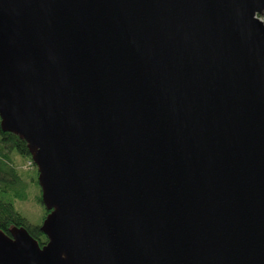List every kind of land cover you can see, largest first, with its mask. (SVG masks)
Returning <instances> with one entry per match:
<instances>
[{"label": "water", "instance_id": "95a60500", "mask_svg": "<svg viewBox=\"0 0 264 264\" xmlns=\"http://www.w3.org/2000/svg\"><path fill=\"white\" fill-rule=\"evenodd\" d=\"M264 0H0V129L49 214L0 264H264Z\"/></svg>", "mask_w": 264, "mask_h": 264}, {"label": "trees", "instance_id": "16d2710c", "mask_svg": "<svg viewBox=\"0 0 264 264\" xmlns=\"http://www.w3.org/2000/svg\"><path fill=\"white\" fill-rule=\"evenodd\" d=\"M259 17L264 22V15ZM11 152H16L21 158L32 162L26 142L18 136L4 133L0 129V231L9 235L10 230L14 227L25 228L39 246L44 247L48 243V238L40 231L41 225H32L15 208L16 200L24 201L26 199V184L12 162ZM34 166L33 164L30 168L32 169ZM35 175V184L40 191L37 200L42 203L37 168ZM48 214L49 212L45 211L44 219Z\"/></svg>", "mask_w": 264, "mask_h": 264}, {"label": "rangeland", "instance_id": "374dc122", "mask_svg": "<svg viewBox=\"0 0 264 264\" xmlns=\"http://www.w3.org/2000/svg\"><path fill=\"white\" fill-rule=\"evenodd\" d=\"M10 157L17 171L26 184V199L24 201L16 200L15 208L23 215L32 225H41L45 216V207L39 203L37 196L40 191L35 184V169L29 167V160L21 158L16 152H11Z\"/></svg>", "mask_w": 264, "mask_h": 264}, {"label": "built area", "instance_id": "2783aa9c", "mask_svg": "<svg viewBox=\"0 0 264 264\" xmlns=\"http://www.w3.org/2000/svg\"><path fill=\"white\" fill-rule=\"evenodd\" d=\"M28 164H29V167H31V166H33L34 163L33 162H29Z\"/></svg>", "mask_w": 264, "mask_h": 264}]
</instances>
